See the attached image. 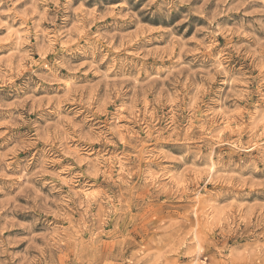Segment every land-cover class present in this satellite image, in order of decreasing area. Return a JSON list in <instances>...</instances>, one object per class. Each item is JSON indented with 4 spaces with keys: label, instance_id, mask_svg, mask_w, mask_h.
Instances as JSON below:
<instances>
[{
    "label": "rangeland",
    "instance_id": "374dc122",
    "mask_svg": "<svg viewBox=\"0 0 264 264\" xmlns=\"http://www.w3.org/2000/svg\"><path fill=\"white\" fill-rule=\"evenodd\" d=\"M0 264H264V0H0Z\"/></svg>",
    "mask_w": 264,
    "mask_h": 264
}]
</instances>
